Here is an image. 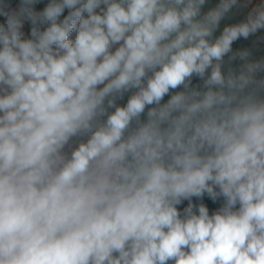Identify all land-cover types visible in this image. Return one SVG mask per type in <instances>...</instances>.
<instances>
[{
    "label": "clouds",
    "instance_id": "9594fccd",
    "mask_svg": "<svg viewBox=\"0 0 264 264\" xmlns=\"http://www.w3.org/2000/svg\"><path fill=\"white\" fill-rule=\"evenodd\" d=\"M0 264H264V0H0Z\"/></svg>",
    "mask_w": 264,
    "mask_h": 264
}]
</instances>
